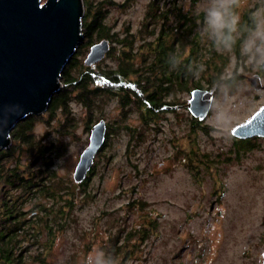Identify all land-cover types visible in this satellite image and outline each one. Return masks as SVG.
<instances>
[{"label":"rangeland","instance_id":"obj_1","mask_svg":"<svg viewBox=\"0 0 264 264\" xmlns=\"http://www.w3.org/2000/svg\"><path fill=\"white\" fill-rule=\"evenodd\" d=\"M86 1L82 0L81 22L86 19V3L91 11L97 6L114 32L112 40L128 29L136 35L133 50L139 51L143 36L137 31L149 0ZM178 5L183 12L201 16L195 20V30L203 35V44L210 42L221 54L213 60L221 80L205 88L213 91L206 118H194L196 125L191 122L194 119L185 110L190 90L179 94L171 106H163L152 124L140 122L134 103L122 106L111 94L99 101L93 96L86 110L71 90L66 107L30 114L26 132L33 136L32 145L19 134L12 136L11 128L9 146L0 149L10 151L0 156V201L21 198L20 207L26 211H35L33 202L56 208V221H61V227L53 224L55 234L48 237L42 231L39 242L29 244L25 264H91L98 249L114 255L113 264L262 263L264 139L234 141L230 132L264 106V73L251 67L242 42L234 52H225L207 38L202 31L205 0H164L163 6L169 10ZM259 7H264V0H243L245 37L260 19L255 11ZM171 13L167 22L172 21ZM100 41L86 43L82 38L66 62L69 75L95 74L116 66L122 53L118 44L113 53L108 54L107 48L100 60L84 64L89 47ZM200 66L203 69H196L194 76L204 84L216 69ZM256 76L258 88L251 83ZM226 78L233 80L228 83ZM59 82L65 87L62 77ZM100 119L106 138L85 184H78L84 196L78 195L70 206L64 204L68 194L55 203L45 192L35 201L29 199L24 184L30 178L42 187L54 181L56 191H70L69 184L76 188L72 186L77 184L72 179L75 165L88 145L92 125ZM38 140L47 147L44 153L35 152ZM11 169L16 182L10 186L2 181Z\"/></svg>","mask_w":264,"mask_h":264},{"label":"trees","instance_id":"obj_2","mask_svg":"<svg viewBox=\"0 0 264 264\" xmlns=\"http://www.w3.org/2000/svg\"><path fill=\"white\" fill-rule=\"evenodd\" d=\"M163 5L164 0L148 1L141 20L142 24L137 31V34L143 37L139 51L135 52L132 46L136 35L127 29L122 33L124 35L121 38L112 40L115 37L114 32L110 31L108 25L103 22L101 9L95 6L94 11H91V7L86 3L87 9H84L86 19L80 21L83 40L86 39V43H89L106 39L109 43L108 54L113 53L114 45L118 44L122 52L121 57L120 54L117 56V64L114 67L111 66L95 74L82 71L77 76L69 75L68 60L59 74L64 79L65 87H58L51 95L46 110L55 112L57 108L66 107L71 90L75 91L76 98L86 110L90 108L91 102H94L93 96H97L98 100L111 94L122 106L127 107L129 103H134L139 109L140 122L152 124L156 121L159 110L165 105L171 106L175 99L180 98L179 94L187 95L189 90L196 88L200 90L201 87L205 89L221 80L218 75V65L213 61L221 54L215 51L210 42L203 44V35L195 30V20L201 16L192 15L188 11L183 12L179 5L175 8L171 6L169 10ZM169 12H172L171 22H167ZM148 35L153 37L148 38ZM136 56H139L137 60H135ZM199 64L204 67L212 65L216 69L204 84L194 76L196 69H203L202 66L198 68ZM231 80L233 78H226L225 82L230 83ZM30 117L31 115H27L19 120V123L17 122L12 128L11 134L14 137L19 134L23 142L32 145L33 136L26 132ZM191 122H195V125L199 124L196 119ZM36 145L35 152L44 153L47 149L39 140L36 141ZM8 152L0 150V156H6ZM11 171L9 176L4 175L2 181L10 186L16 182L11 179L14 176V171L12 169ZM76 183L72 182V186H76L74 189L69 184L70 191L67 188L56 191L53 189L54 181L42 187L30 178L24 185L27 188L25 193L34 201L44 192L47 197L54 198V203L64 194H68L69 197L64 201L68 206L78 195L82 197L85 194L83 191L82 193L78 191L80 186L78 184L84 185L85 179ZM22 200L16 197L4 198L0 201V264H25L29 256L27 254L29 244L36 243L42 231L46 232L48 237L55 234L53 224L55 227H61V221H56L59 209L46 208L40 203L33 202L35 211L33 209L26 211L20 207Z\"/></svg>","mask_w":264,"mask_h":264},{"label":"water","instance_id":"obj_3","mask_svg":"<svg viewBox=\"0 0 264 264\" xmlns=\"http://www.w3.org/2000/svg\"><path fill=\"white\" fill-rule=\"evenodd\" d=\"M81 8L82 0H0V149L9 146L11 128L27 115L43 113L61 86L59 74L83 38ZM108 46L106 39L91 45L84 64L100 60ZM258 79H251L254 88L260 86ZM211 95L204 89L191 90L186 107L192 117H206ZM104 125L103 119L92 125L88 145L75 165V182L85 178L103 144ZM230 134L264 137V106Z\"/></svg>","mask_w":264,"mask_h":264},{"label":"clouds","instance_id":"obj_4","mask_svg":"<svg viewBox=\"0 0 264 264\" xmlns=\"http://www.w3.org/2000/svg\"><path fill=\"white\" fill-rule=\"evenodd\" d=\"M242 6L243 0H205L202 31L218 49L225 52H234L238 41L242 42L243 53L251 67L264 73V7L255 10L260 19L245 37L241 33L242 26L247 23L240 11ZM114 260V255L98 249L91 264H113Z\"/></svg>","mask_w":264,"mask_h":264},{"label":"flooded vegetation","instance_id":"obj_5","mask_svg":"<svg viewBox=\"0 0 264 264\" xmlns=\"http://www.w3.org/2000/svg\"><path fill=\"white\" fill-rule=\"evenodd\" d=\"M241 124V123H240ZM233 136V135H232ZM234 137V141L235 140H239L240 142L243 141V142H248L250 139H254V138H261V139H264L263 136H251V137H246V138H240V137H237V136H233ZM105 138H106V135H105ZM264 254V253H263ZM263 254H262V260H263Z\"/></svg>","mask_w":264,"mask_h":264},{"label":"bare ground","instance_id":"obj_6","mask_svg":"<svg viewBox=\"0 0 264 264\" xmlns=\"http://www.w3.org/2000/svg\"><path fill=\"white\" fill-rule=\"evenodd\" d=\"M42 3V2H41ZM82 8H83V2H82ZM82 8H81V10H82ZM82 14H83V10H82ZM108 48V47H107ZM74 53V52H73ZM204 90H207V91H211V93H212V95H213V91H212V89H204ZM211 95V96H212ZM212 100H213V96H212ZM212 100H211V104H210V108H211V105H212ZM47 109V108H46ZM209 109V108H208ZM187 110V109H186ZM210 110V109H209ZM209 110H208V112H209ZM46 111V110H45ZM190 113V112H189ZM207 116V115H206ZM206 118V117H205ZM98 122V121H97ZM103 138H105V131H104V137ZM102 146V145H101Z\"/></svg>","mask_w":264,"mask_h":264}]
</instances>
